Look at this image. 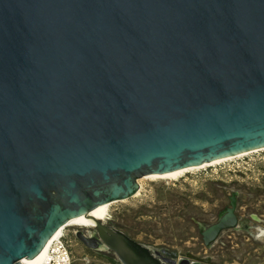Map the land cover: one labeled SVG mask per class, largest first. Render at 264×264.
I'll return each mask as SVG.
<instances>
[{"label": "water", "instance_id": "1", "mask_svg": "<svg viewBox=\"0 0 264 264\" xmlns=\"http://www.w3.org/2000/svg\"><path fill=\"white\" fill-rule=\"evenodd\" d=\"M262 149L264 0H0V264L146 175ZM96 223L76 238L164 264Z\"/></svg>", "mask_w": 264, "mask_h": 264}, {"label": "rangeland", "instance_id": "2", "mask_svg": "<svg viewBox=\"0 0 264 264\" xmlns=\"http://www.w3.org/2000/svg\"><path fill=\"white\" fill-rule=\"evenodd\" d=\"M139 193L113 202L105 223H114L131 237L178 257L209 264H264V149L168 179H139ZM236 200V214L245 226L224 229L207 244L202 229ZM207 225V226H206ZM74 264H115L90 250L75 236Z\"/></svg>", "mask_w": 264, "mask_h": 264}, {"label": "bare ground", "instance_id": "3", "mask_svg": "<svg viewBox=\"0 0 264 264\" xmlns=\"http://www.w3.org/2000/svg\"><path fill=\"white\" fill-rule=\"evenodd\" d=\"M257 151H259V150H256V152ZM247 154H249V153H244V154H240V155H237V156L223 158V159L216 160V161H213L211 163H206V164H203V165H200V166L182 168V169H178V170L171 171V172H168V173L149 174V175H146L144 177L145 178H151V179L176 178V177L184 175L185 173L191 172L193 170L204 168L206 166L216 165V164L222 163L223 161H226V160H229V159H233L235 157H241V156L247 155ZM138 193H139V191L135 195H137ZM234 201L235 200H233V202ZM112 203L113 202L101 204V205L97 206L95 209H93L91 212H89L88 214H84V215H81L79 217H75V218L70 219L47 242V244L45 245V247L42 249V251L39 254H37L35 257H33L31 259H28V258L24 257L22 259V263L23 264H41V263H43L44 260H45V257H46V251L48 249V246H49L51 240L54 239L56 236L60 235L61 233H63V229H65L66 227L77 226V227H81V228L82 227L87 228V227H90L92 225L95 227L96 224H97L96 223L97 220H99V221L104 223L107 220V215H108V212H109V209H110V205ZM219 218L223 221V223H237V226H238L239 216L236 214L235 210H233V205L232 204L229 207H227L224 210V212H222V214L220 215ZM219 222H220V220H218L216 223L211 224V225L205 227L204 229H202L203 231H207L206 235H207V239L208 240H211L212 238H214L217 235V233H218V223ZM261 234L264 235V230L261 231ZM161 253L164 254V256H166L167 259H169V260H170V258H176L177 257V255L174 252H172L170 250H167L165 248L161 250ZM174 261L175 260H173V262Z\"/></svg>", "mask_w": 264, "mask_h": 264}, {"label": "built area", "instance_id": "4", "mask_svg": "<svg viewBox=\"0 0 264 264\" xmlns=\"http://www.w3.org/2000/svg\"><path fill=\"white\" fill-rule=\"evenodd\" d=\"M65 229L51 240L45 260L41 264H74L73 240Z\"/></svg>", "mask_w": 264, "mask_h": 264}, {"label": "flooded vegetation", "instance_id": "5", "mask_svg": "<svg viewBox=\"0 0 264 264\" xmlns=\"http://www.w3.org/2000/svg\"><path fill=\"white\" fill-rule=\"evenodd\" d=\"M229 207V206H228ZM227 208V207H226ZM225 208V209H226ZM225 209H223L221 212H220V214H219V216H218V219H219V217H220V215L222 214V212H224V210ZM218 221V220H217ZM216 221V222H217ZM215 222V223H216ZM105 223V222H104ZM246 223H248V221H246V220H243V219H239V223H238V226H239V224H242L243 226H245L246 225ZM105 224H107L108 226H109V228L110 229H119V230H122L120 227H118L116 224H114V223H111V222H109V223H105ZM93 226V225H92ZM92 226H90V227H87V228H85V227H82V228H79L78 230H81L82 232H83V235L85 236V237H93V236H99V234L97 233V230H96V226L94 227H92ZM207 226V225H206ZM122 231H124V230H122ZM125 232V231H124ZM126 233V232H125ZM128 234V233H127ZM129 235V234H128ZM130 236V235H129ZM133 238V237H132ZM134 239V238H133ZM136 240V239H135ZM140 242V241H139ZM142 243V242H141ZM84 244V243H83ZM144 244V243H143ZM85 245V244H84ZM94 247H88L87 245H85L86 247H88L90 250H94L95 252H97V253H99V254H101V255H104L105 257H107L110 261H112L113 263H115V264H120V263H122V261H121V259L119 258V256L117 255V253H116V251L115 250H113V249H110V248H106L105 246H104V244H100L99 242H94ZM145 245H147V244H145ZM149 246V245H148ZM151 247V246H150ZM151 248H154V247H151ZM163 248H155V250L157 251V252H160V255H155V257H157L158 259H160L164 264H172V263H170V262H167V261H164L163 260V257H166V256H164V254H162L161 253V250H162ZM167 258V257H166ZM170 258V257H169ZM181 258H183V257H176V258H170L171 260H175V262H178L179 261V259H181Z\"/></svg>", "mask_w": 264, "mask_h": 264}]
</instances>
